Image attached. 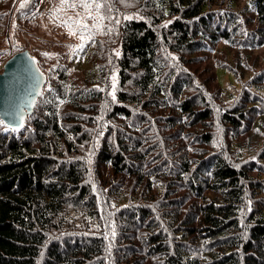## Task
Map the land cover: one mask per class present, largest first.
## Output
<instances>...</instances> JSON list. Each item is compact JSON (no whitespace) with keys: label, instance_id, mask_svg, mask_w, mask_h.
Returning <instances> with one entry per match:
<instances>
[{"label":"trees","instance_id":"1","mask_svg":"<svg viewBox=\"0 0 264 264\" xmlns=\"http://www.w3.org/2000/svg\"><path fill=\"white\" fill-rule=\"evenodd\" d=\"M127 1L83 79L25 48L46 81L20 131L0 123V264H264V78L217 65L229 104L202 65L218 42L264 45V0ZM30 2L29 26L54 8Z\"/></svg>","mask_w":264,"mask_h":264},{"label":"rangeland","instance_id":"2","mask_svg":"<svg viewBox=\"0 0 264 264\" xmlns=\"http://www.w3.org/2000/svg\"><path fill=\"white\" fill-rule=\"evenodd\" d=\"M30 1L32 0H0V71L10 54L15 53L17 49L27 48L42 64L50 79L55 77L54 69L60 65L65 66L64 69L67 71L69 79H83L86 72L95 66V59L89 55L91 48H95L97 42L106 40L110 33L109 29L115 31L119 24L115 20L118 19L120 22L126 16H131L135 7V2L126 0L128 6L122 3L124 10L116 16L107 8H102L100 15L104 16L105 19L101 22L100 28L97 29L93 27L96 21L88 17L87 11L79 5L77 0H68L66 4H62L61 0H47L49 5L54 7L53 10L46 14V11L41 12V8L38 17L34 15L35 24L29 26L24 22V14L20 18L16 16V13L25 8L27 4L29 7ZM246 2L247 0H237L235 8L239 9ZM71 3H77V6L72 8L70 7ZM21 4L25 6L22 8ZM213 9L221 10L222 6L214 4ZM244 9L251 11L252 6L246 5ZM92 14L96 15L95 6H93ZM109 16L115 19L110 20L107 18ZM77 21L87 24L88 29L83 30ZM71 32L76 34L72 35ZM81 35L91 36V39L81 40ZM202 54L205 61V63L202 62V65L211 67L216 74L217 81L225 86L226 101L229 104L236 100L241 86L234 80L231 72L222 67H216L217 65L229 67L231 60L240 59L242 63L245 56H248L251 60V66L244 67L241 75L247 80L252 76L256 77L258 81L264 78V45H257L256 41L253 44L252 41L243 42L236 51H233L232 48L226 49L222 42H218L209 46ZM246 84L248 85V83ZM261 104L258 103V106ZM247 195L250 193L248 192ZM245 210L246 206L243 204L241 213L244 214Z\"/></svg>","mask_w":264,"mask_h":264},{"label":"water","instance_id":"3","mask_svg":"<svg viewBox=\"0 0 264 264\" xmlns=\"http://www.w3.org/2000/svg\"><path fill=\"white\" fill-rule=\"evenodd\" d=\"M44 82L45 75L26 49L4 61L0 71V120L7 127L21 130Z\"/></svg>","mask_w":264,"mask_h":264},{"label":"snow or ice","instance_id":"4","mask_svg":"<svg viewBox=\"0 0 264 264\" xmlns=\"http://www.w3.org/2000/svg\"><path fill=\"white\" fill-rule=\"evenodd\" d=\"M77 2L79 3V5L82 8H84L87 11L88 17L90 19L96 21V23L93 25V27L97 28V29L100 28L101 22L105 19L104 16L100 15V10L102 8H107V10L109 12L111 11V8L109 7V0H77ZM119 2L120 3H125L126 6H128L126 0H119ZM61 3L62 4H66V3H68V0H61ZM20 6L23 8L25 5L21 4ZM76 6H77V3H71L70 4V7H72V8H75ZM93 6H95L96 15L92 14ZM107 18L110 19V20L115 19L114 17H111V16H109ZM125 19L131 20L132 17L131 16H126ZM115 22L118 24L119 20L116 19ZM77 23H80V26H81V28L83 30H87L88 29V25L87 24L81 23L80 21H77ZM168 23H171V21H169ZM164 27H167V24H165ZM111 31H112V29H109V32H111ZM70 34L75 35L76 33L75 32H71ZM80 38H81V40L91 39V36L85 37L84 35H81ZM46 55H48V54H46ZM116 55H119V52H116ZM111 79L113 81V83H112L113 91L111 92V96H112V99L115 100L116 99V96H115L116 77L113 76ZM0 123H3V122L0 121ZM13 130H15V129H13Z\"/></svg>","mask_w":264,"mask_h":264}]
</instances>
